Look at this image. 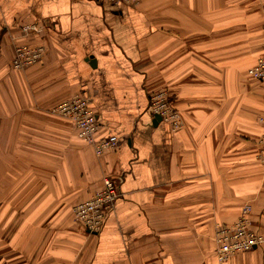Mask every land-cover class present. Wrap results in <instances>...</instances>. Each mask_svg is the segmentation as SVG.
Listing matches in <instances>:
<instances>
[{
    "label": "crops",
    "instance_id": "obj_1",
    "mask_svg": "<svg viewBox=\"0 0 264 264\" xmlns=\"http://www.w3.org/2000/svg\"><path fill=\"white\" fill-rule=\"evenodd\" d=\"M0 0V264H264V245L219 263L217 225L245 205L264 234V0ZM40 32L25 36L24 26ZM43 60L15 70L19 45ZM167 91L182 126L156 120ZM90 96L116 150L95 156L59 103ZM110 177L99 234L74 208Z\"/></svg>",
    "mask_w": 264,
    "mask_h": 264
},
{
    "label": "built area",
    "instance_id": "obj_2",
    "mask_svg": "<svg viewBox=\"0 0 264 264\" xmlns=\"http://www.w3.org/2000/svg\"><path fill=\"white\" fill-rule=\"evenodd\" d=\"M107 3L113 8L122 6H136L140 0H96ZM40 32L36 25L24 26L22 32L27 36L30 32ZM43 46L34 48L26 44L19 45L15 50L12 67L21 70L33 66L43 60L45 56ZM249 76L264 85V54L257 60L256 65L249 70ZM150 108L161 120L168 123L173 130H177L183 124L181 116L171 102L167 91H159L151 96ZM67 118L74 124L79 139L93 147L95 156L116 150L118 140L115 137L98 138L100 122L92 104L90 96L84 93L74 96L56 105L52 113ZM259 122L264 123V116ZM112 178L103 180L102 189L90 199L75 206L74 216L84 229L89 233L99 234L104 218L114 208L116 200L120 197V189ZM251 206L245 205L237 221L229 226L217 225L215 230V255L219 263L228 261L234 255L242 252H250L264 245V234L252 228L249 220Z\"/></svg>",
    "mask_w": 264,
    "mask_h": 264
},
{
    "label": "water",
    "instance_id": "obj_3",
    "mask_svg": "<svg viewBox=\"0 0 264 264\" xmlns=\"http://www.w3.org/2000/svg\"><path fill=\"white\" fill-rule=\"evenodd\" d=\"M156 117V120L160 121L161 120V117L159 115H155Z\"/></svg>",
    "mask_w": 264,
    "mask_h": 264
}]
</instances>
